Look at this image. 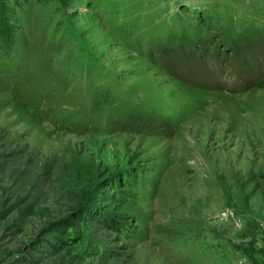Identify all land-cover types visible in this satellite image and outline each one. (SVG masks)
Masks as SVG:
<instances>
[{
  "label": "rangeland",
  "instance_id": "obj_1",
  "mask_svg": "<svg viewBox=\"0 0 264 264\" xmlns=\"http://www.w3.org/2000/svg\"><path fill=\"white\" fill-rule=\"evenodd\" d=\"M0 47V264H264V0H0Z\"/></svg>",
  "mask_w": 264,
  "mask_h": 264
},
{
  "label": "trees",
  "instance_id": "obj_2",
  "mask_svg": "<svg viewBox=\"0 0 264 264\" xmlns=\"http://www.w3.org/2000/svg\"><path fill=\"white\" fill-rule=\"evenodd\" d=\"M1 48V47H0ZM171 53H173L171 50H169V49H165L164 51H163V54L164 55H166V54H168L169 56L171 55Z\"/></svg>",
  "mask_w": 264,
  "mask_h": 264
}]
</instances>
